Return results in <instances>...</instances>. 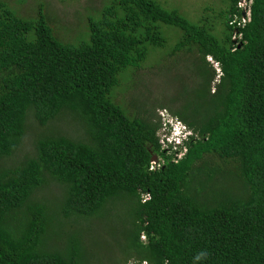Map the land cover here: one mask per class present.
I'll return each mask as SVG.
<instances>
[{
	"label": "trees",
	"instance_id": "obj_1",
	"mask_svg": "<svg viewBox=\"0 0 264 264\" xmlns=\"http://www.w3.org/2000/svg\"><path fill=\"white\" fill-rule=\"evenodd\" d=\"M24 2L0 0V264H91L103 239L120 243L116 264H264V0L193 22L167 1L101 0L69 38ZM163 27L179 33L168 58H194L173 105L141 87L165 69L150 58ZM139 87L141 103L116 100ZM156 109L189 130L185 152L162 149ZM34 126V154L13 160Z\"/></svg>",
	"mask_w": 264,
	"mask_h": 264
},
{
	"label": "rangeland",
	"instance_id": "obj_2",
	"mask_svg": "<svg viewBox=\"0 0 264 264\" xmlns=\"http://www.w3.org/2000/svg\"><path fill=\"white\" fill-rule=\"evenodd\" d=\"M12 1H15L16 3L17 0H12ZM162 1H167L166 5H168V7L165 5H163V7L176 8L188 19L189 18L195 19L196 16L198 15V12L201 13L204 7L207 6H211V7L220 6L222 8L224 7V4L221 2L222 0L221 1L162 0ZM249 3H250L249 0H241L238 6L241 8H246V5H248ZM39 5L43 6L45 17L53 27L55 25V26H64V28L65 27L67 28V30H64V28L62 29L63 32L62 34L67 35L69 38L79 30L76 27L78 16L77 15L75 16V11L78 9H82L83 6H89V8L91 7L97 9L101 5V0H38V1L26 0V2H24L19 6V12L22 15H27L36 18ZM247 10L245 12L246 16H248ZM84 16H85V12L83 11L82 20L85 19ZM162 30L164 31L165 38L167 40L164 47L165 49L163 51L156 50L154 52H151L150 58L156 57L157 61H159V59L161 58L163 60V65L165 66V69H162V67H158L156 69H153L150 73H147L146 76L148 78L142 80L143 85L141 87L144 89L147 88L146 86L149 87L150 96L152 99L156 101V104H163L164 102H166L168 103V105L170 104L173 105L175 102L173 103L170 102L172 93L176 92L174 95L178 96V100H181L182 98L179 97V94L182 92H187L191 88V86L189 88L190 85L189 82H185V76L186 75L188 76V73L192 70L191 68L192 65L189 62L194 60V58L189 53H179V54L176 53L172 57L168 58V56L170 55V48H173L176 42L178 41L179 33L176 35V33H174V30L166 27H163ZM207 61L212 63V66L216 67V64H213V61H211L210 58H207ZM157 64L158 63H156L155 65ZM170 67L174 69V73L169 77ZM142 71L144 70L141 69L138 70L137 72L138 77H141ZM116 90L117 89H115L114 91ZM149 93L148 91L146 92V90H143L139 87L135 91L134 90H131L130 92L128 91L126 95H123L122 93H117L116 100L118 101V103L122 104V99L125 98L128 102L134 103L133 99L130 97L134 95L136 102L138 101L139 103H141L143 100H145L146 96H149ZM149 100L150 99H148V101ZM158 115L160 116L162 122L171 123L173 130V133H171V127L170 128L163 127L160 130L159 136L165 139L164 143H162L163 144L162 149H165L167 154H171L173 151H175V154H178L176 152L178 151V146L181 142L174 137V134L180 133L177 127V122H180V120L171 119L170 112L165 111L163 109L155 110V116H156L154 118L155 121L159 120ZM38 132H41L40 127L34 126V129L28 128L27 133L24 136L22 142L20 143L17 151L14 152L13 156L11 157L13 160L22 159L25 157V155L32 156L34 154V141L37 135L39 134ZM213 160L218 163H222L217 159V157H213V158L211 157V159L207 161L210 162ZM204 161L206 160H203V162ZM228 168H230V165L228 166ZM223 170L224 168L222 167L219 170H215L214 172H218L215 178L218 177L221 178L220 172H222ZM56 188L57 185L51 183L48 187L43 188L40 191L41 195L52 196L51 192L54 193L55 191L56 193H58V190H55ZM140 239L142 241H145L144 236H141ZM101 242H103V244H100L95 248V249L97 248L99 249L98 251H95L93 253L94 258L92 260L94 262L91 264H116L118 262H121L122 259L125 258V255L123 254L122 249L119 245L120 243L116 244L111 239H108V241L103 239ZM129 263H137V261L134 257H130L125 263H121V264H129Z\"/></svg>",
	"mask_w": 264,
	"mask_h": 264
},
{
	"label": "clouds",
	"instance_id": "obj_3",
	"mask_svg": "<svg viewBox=\"0 0 264 264\" xmlns=\"http://www.w3.org/2000/svg\"><path fill=\"white\" fill-rule=\"evenodd\" d=\"M208 58H210V57H208ZM174 119H176V118H174ZM170 121H172V120H170ZM164 123L165 122H162V125ZM166 124L169 125V128L171 127V133H173L172 124L171 123H167V122H166ZM182 124H183L182 122H177V127H178L180 133L174 134V137L181 142L179 145H181L182 143H186L187 142L186 138L188 137V134H189V130L187 128H185L184 124L183 125ZM164 141H165V139L161 138V142L164 143ZM178 149H182V148H178ZM182 152H185V149H182ZM201 255H203V254H201ZM129 264H139V263L137 262V263H129ZM140 264H148V263L144 261V262H141Z\"/></svg>",
	"mask_w": 264,
	"mask_h": 264
},
{
	"label": "water",
	"instance_id": "obj_4",
	"mask_svg": "<svg viewBox=\"0 0 264 264\" xmlns=\"http://www.w3.org/2000/svg\"><path fill=\"white\" fill-rule=\"evenodd\" d=\"M243 15H245V14L243 13ZM154 160H155V156L152 157V161H154Z\"/></svg>",
	"mask_w": 264,
	"mask_h": 264
}]
</instances>
